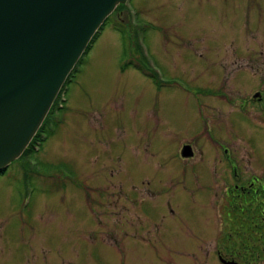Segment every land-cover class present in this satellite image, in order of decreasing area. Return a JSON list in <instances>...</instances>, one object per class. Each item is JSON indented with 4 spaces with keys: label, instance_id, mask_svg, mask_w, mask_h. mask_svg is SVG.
I'll list each match as a JSON object with an SVG mask.
<instances>
[{
    "label": "rangeland",
    "instance_id": "rangeland-1",
    "mask_svg": "<svg viewBox=\"0 0 264 264\" xmlns=\"http://www.w3.org/2000/svg\"><path fill=\"white\" fill-rule=\"evenodd\" d=\"M112 19L68 85L55 133L29 158L30 180L16 161L0 175V264L204 262L191 233L210 211L202 189L222 155L183 159L182 144L219 149L222 138L246 168L252 145L264 168V109L237 100L264 80V0H127ZM115 24L138 32L158 83L133 66L139 54ZM250 60L254 69L233 73ZM226 87L237 99H210ZM206 244L216 258L214 237Z\"/></svg>",
    "mask_w": 264,
    "mask_h": 264
},
{
    "label": "water",
    "instance_id": "water-1",
    "mask_svg": "<svg viewBox=\"0 0 264 264\" xmlns=\"http://www.w3.org/2000/svg\"><path fill=\"white\" fill-rule=\"evenodd\" d=\"M127 0H0V173L19 159L103 24Z\"/></svg>",
    "mask_w": 264,
    "mask_h": 264
},
{
    "label": "flooded vegetation",
    "instance_id": "flooded-vegetation-1",
    "mask_svg": "<svg viewBox=\"0 0 264 264\" xmlns=\"http://www.w3.org/2000/svg\"><path fill=\"white\" fill-rule=\"evenodd\" d=\"M120 12L117 14L119 15ZM237 52L238 50L236 54ZM219 57L223 58L225 55H219ZM253 60H250L244 66H238V69L234 68L233 73L236 74L235 71L239 69H254ZM221 66L225 70L226 65L223 62H221ZM185 85L184 81L178 84L180 87ZM228 89L226 87V90L221 88L219 91L210 92L209 94L212 96L210 99L222 100L228 103L233 99H237L232 96ZM252 96L249 99H246V97L237 99L240 101L241 110H243L245 104L250 103L264 109V80ZM208 106L213 110V105L210 102ZM235 122V120H232V126L237 129L238 126ZM238 130L241 133L239 128ZM220 131L224 134L226 132L225 129ZM208 133V138L211 140L217 137L211 131ZM239 135L243 136L242 133ZM247 138L253 137L247 135ZM219 139L221 141L219 149H215L209 142L210 146L206 147V150L199 146L200 148L197 147L198 150L195 152L193 148L195 142L191 140L190 142H184L180 151L183 159L189 158L192 161L202 153L211 156L221 150L222 155V157H216L212 162L217 171V176L213 180L214 183L209 184L208 188L202 189L206 192L201 196V199L210 211L203 217V221L195 226V229L199 230L191 233L193 236L197 235L199 247L206 251L204 262L198 261L197 264H259L260 262L264 264V168L254 158L252 145H250L251 149L248 151L251 166L246 168V164L242 161L243 157L240 156V147L230 148L228 145H223L222 138ZM171 203L170 201L169 204ZM172 204L175 205L172 212L175 218L178 219L181 217L182 212L180 210L183 201H173ZM213 237L216 258L212 248L209 244H206V241Z\"/></svg>",
    "mask_w": 264,
    "mask_h": 264
},
{
    "label": "trees",
    "instance_id": "trees-1",
    "mask_svg": "<svg viewBox=\"0 0 264 264\" xmlns=\"http://www.w3.org/2000/svg\"><path fill=\"white\" fill-rule=\"evenodd\" d=\"M126 8V2L120 4L116 11L111 14V16L106 20V22L103 24V26L101 27L100 31H98L95 36L93 37L91 43L89 44L87 50L85 51V53L83 54V56L80 58V60L78 61L77 65L75 66L74 70L71 72L70 76L67 78V81L65 82V85L63 86L61 92L58 94L49 114L47 115L46 119L44 120L42 126L40 127V129L38 130V132L36 133V135L34 136V138L32 139L31 143L29 144V146L26 148V150L24 151V153L22 154V156L16 160V162H21L22 163V168L25 171V180H30L31 176V172H33V168H30L32 165H30V159L33 155H35L39 150H41V148L43 147L44 143L50 138V136L52 134L55 133L60 121L55 119V114L59 111L65 108V102H66V94H67V88L68 85L74 81V78L77 76V73L80 71V65L83 63L84 61V56L91 50L94 42L97 40V38L100 36L102 30L104 29V27L107 24H111L114 22V20L112 19L114 15H117V13H119L120 11L125 10ZM116 29L122 34L123 39L125 42H127V40L130 41L131 43V47H134L135 51H137L138 55V59L139 62L134 61L133 62V66L140 69L143 73H145L146 75H148L155 83H158V77L157 74L150 70L149 65H148V61L147 59H145L143 57V53H142V49H141V45L139 43V39L137 37L138 32L133 30L134 32L132 34H130L128 32V29L126 28L125 25H123L124 27H119L118 25H116ZM152 71V72H151ZM15 162V161H14ZM7 170V169H6ZM1 172L2 174L4 172Z\"/></svg>",
    "mask_w": 264,
    "mask_h": 264
}]
</instances>
